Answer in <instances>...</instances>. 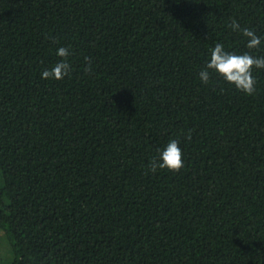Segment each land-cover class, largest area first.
<instances>
[{
  "label": "trees",
  "instance_id": "16d2710c",
  "mask_svg": "<svg viewBox=\"0 0 264 264\" xmlns=\"http://www.w3.org/2000/svg\"><path fill=\"white\" fill-rule=\"evenodd\" d=\"M217 43L264 56V0H0L6 264H264V68L203 83Z\"/></svg>",
  "mask_w": 264,
  "mask_h": 264
},
{
  "label": "clouds",
  "instance_id": "9594fccd",
  "mask_svg": "<svg viewBox=\"0 0 264 264\" xmlns=\"http://www.w3.org/2000/svg\"><path fill=\"white\" fill-rule=\"evenodd\" d=\"M234 31H242L243 35L248 38L247 48L256 49L261 44V39L253 30L248 28L240 29V25L235 19L228 25ZM57 55L64 59L58 62L51 70L42 72V79H62L68 75L70 65L67 58L70 55L69 49L61 47ZM253 68H264V56H254L250 52L236 54L225 51L224 45L217 43L211 49L210 61L207 62L204 69L199 73L203 83H208L210 71L218 73L224 80L235 85L238 90L247 95L255 92L256 80L252 75ZM167 168L171 171H179L183 167V152L176 140H171L166 148L160 153L159 161H152V171L156 168Z\"/></svg>",
  "mask_w": 264,
  "mask_h": 264
},
{
  "label": "rangeland",
  "instance_id": "374dc122",
  "mask_svg": "<svg viewBox=\"0 0 264 264\" xmlns=\"http://www.w3.org/2000/svg\"><path fill=\"white\" fill-rule=\"evenodd\" d=\"M8 247V250H7ZM4 251L5 254L2 253ZM12 260V254L8 244L4 240V234L0 230V264H6Z\"/></svg>",
  "mask_w": 264,
  "mask_h": 264
}]
</instances>
